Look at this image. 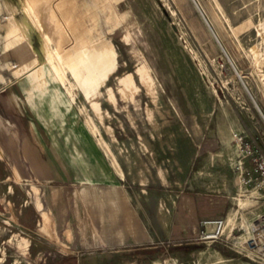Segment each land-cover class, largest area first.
Instances as JSON below:
<instances>
[{
    "label": "rangeland",
    "instance_id": "1",
    "mask_svg": "<svg viewBox=\"0 0 264 264\" xmlns=\"http://www.w3.org/2000/svg\"><path fill=\"white\" fill-rule=\"evenodd\" d=\"M55 2L10 0L1 18L0 264H261L237 241L264 205L239 167L240 137L264 152V0H73L92 33L68 44L64 80ZM23 20L22 65L33 50L43 86L10 65ZM29 127L56 137L58 179L32 161Z\"/></svg>",
    "mask_w": 264,
    "mask_h": 264
},
{
    "label": "bare ground",
    "instance_id": "2",
    "mask_svg": "<svg viewBox=\"0 0 264 264\" xmlns=\"http://www.w3.org/2000/svg\"><path fill=\"white\" fill-rule=\"evenodd\" d=\"M54 2H55V4H53L51 6V8H52L51 10L54 11V17L57 18L56 23L60 24V26L62 28L60 30V42H58V46L55 48V52L53 53L55 55V56L54 55L53 56H54V58L56 57L55 60H57V61L52 62L51 64H52V67L55 69V71L59 74V77L62 80H64L63 73L61 72L60 61L62 60L63 63L66 64L67 60H64V56L63 55L64 54H68L69 55L68 57L71 56L70 48L68 47V44L70 42L81 41L84 38V33L83 32L87 31L88 34H91L92 30H91V28H89L87 25L84 24V21L82 22V17L81 16L76 15L74 18L70 16V11H71L72 6L74 4L73 0H54ZM200 13H201V11H200ZM49 15L52 16V14H49ZM2 18L6 19L7 22H9L10 19H11V16L6 15V16H4ZM31 18H33V17L31 16ZM61 19H62V21H61ZM19 21H16V23H17L16 26H18V25L20 26L22 24V27H23L24 30L23 31L21 30L19 35L15 34V36H14V39L16 40V42H15L16 43V45H15L16 48L14 50L13 55L16 57L17 62L11 63L10 65L12 67L13 73L15 74V77H20L22 75H25V76H27L29 78V79L27 78L28 80L31 81V79H33L34 82H35V85H37V87L43 86L45 84V82H46V79H45V76H44L42 65H41L40 62H38L36 60L35 52L33 50H32L31 62L29 64L22 65V61H23V58H24V53L22 52L23 49L21 50L18 47V43H20L21 41H23V40H25L27 38L26 26L28 25V23L26 22V20H23V22H19ZM41 32H42V35H43V38H44V50L49 53V51H48L49 49L47 48L46 41H45V39L47 40V34L44 31H42V30H41ZM7 34L9 35V31L7 32ZM48 39H51V38L48 37ZM20 44H22V43H20ZM56 44H57V42L55 43V45ZM12 52H13V50H12ZM26 53H28V52H26ZM248 93H249V91H248ZM252 100H253L254 105L258 106L256 101L253 98H252ZM115 164L118 167V163L116 161H115ZM38 205H40V203H38ZM233 218H232L231 214L229 216H227L225 225L228 226L229 223L233 221ZM44 221H45V224H47V219H45ZM224 228H225V226H224ZM245 238H247V237H245Z\"/></svg>",
    "mask_w": 264,
    "mask_h": 264
},
{
    "label": "built area",
    "instance_id": "3",
    "mask_svg": "<svg viewBox=\"0 0 264 264\" xmlns=\"http://www.w3.org/2000/svg\"><path fill=\"white\" fill-rule=\"evenodd\" d=\"M243 148V158H248L251 167H244V161L239 160V167L244 169V183H253L259 191L261 197L264 198V152L255 151L250 143L243 142L240 137ZM226 219L224 217H216L213 219H204L202 221V229L197 237L198 240L210 239L218 240L222 237ZM249 235L241 242V247L245 255L250 256L252 260L264 264V209L257 213L255 218L250 222L248 228Z\"/></svg>",
    "mask_w": 264,
    "mask_h": 264
},
{
    "label": "crops",
    "instance_id": "4",
    "mask_svg": "<svg viewBox=\"0 0 264 264\" xmlns=\"http://www.w3.org/2000/svg\"><path fill=\"white\" fill-rule=\"evenodd\" d=\"M10 9V0H0V56L3 55V46H2V42L4 40V36H5V41H7V25L6 23H3V21L1 20L2 16L4 14H8ZM6 16V15H5ZM45 128V127H43ZM29 136H28V140L32 139L34 140V145L33 147H35L36 149V155L34 157H32V161L41 164L44 168H46L47 171V177L51 178V179H58L59 177H61V174L58 171V166H57V150H58V143H57V139L56 137H54L53 134H50L49 132H47V138H44L43 135L41 134V132L38 131V129L36 127L31 128L29 127ZM36 140H35V139ZM26 143L27 140H25ZM88 159L87 161H91L95 159L94 153L93 151L91 152V154H88ZM91 177V176H90ZM120 177V176H119ZM121 178V177H120ZM92 179V178H91ZM259 199V197H258ZM255 200V202L257 203L256 205H250L253 206L254 208H252L246 215V218L250 217V219L252 218V220L255 218V216L257 215V213H260L263 209H264V205H262L263 207H261V205L259 204V200ZM246 214V213H245ZM46 215V214H43ZM49 218V216H43V220ZM50 219V218H49ZM48 221V220H47ZM225 260H230L228 264H254L250 261L247 260H239V259H225Z\"/></svg>",
    "mask_w": 264,
    "mask_h": 264
},
{
    "label": "trees",
    "instance_id": "5",
    "mask_svg": "<svg viewBox=\"0 0 264 264\" xmlns=\"http://www.w3.org/2000/svg\"><path fill=\"white\" fill-rule=\"evenodd\" d=\"M183 248L187 249V248H188V246H185V247H183ZM183 248H182V249H183ZM146 252H148V253H150V252H151L150 254L154 255V254H156V253H158V252L160 253V249H156V248H149V249H148V251H146ZM66 258H67V257H66ZM69 258H70V257H69Z\"/></svg>",
    "mask_w": 264,
    "mask_h": 264
},
{
    "label": "water",
    "instance_id": "6",
    "mask_svg": "<svg viewBox=\"0 0 264 264\" xmlns=\"http://www.w3.org/2000/svg\"><path fill=\"white\" fill-rule=\"evenodd\" d=\"M211 29V28H210ZM231 63V62H230ZM232 65V64H231ZM232 67H233V65H232ZM233 69H234V71L237 73V71H236V69L233 67ZM238 74V73H237ZM239 76V75H238ZM240 78V77H239ZM240 80H241V78H240ZM242 81V80H241ZM243 83V82H242ZM5 88V86L4 87H2L1 88V90H3ZM257 107V110L260 112V114L262 115V113H261V111H260V109H259V107L258 106H256ZM263 116V115H262ZM264 117V116H263Z\"/></svg>",
    "mask_w": 264,
    "mask_h": 264
}]
</instances>
